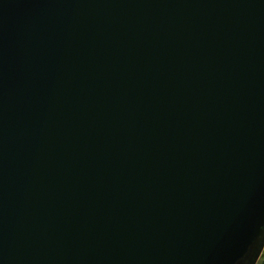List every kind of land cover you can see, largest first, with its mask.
Masks as SVG:
<instances>
[{
  "label": "water",
  "instance_id": "1",
  "mask_svg": "<svg viewBox=\"0 0 264 264\" xmlns=\"http://www.w3.org/2000/svg\"><path fill=\"white\" fill-rule=\"evenodd\" d=\"M264 0H0V264H257Z\"/></svg>",
  "mask_w": 264,
  "mask_h": 264
},
{
  "label": "rangeland",
  "instance_id": "2",
  "mask_svg": "<svg viewBox=\"0 0 264 264\" xmlns=\"http://www.w3.org/2000/svg\"><path fill=\"white\" fill-rule=\"evenodd\" d=\"M264 252V251H263ZM263 254V253H262ZM262 256V255H261ZM257 264H264V254L263 257H260V259L258 260Z\"/></svg>",
  "mask_w": 264,
  "mask_h": 264
},
{
  "label": "trees",
  "instance_id": "3",
  "mask_svg": "<svg viewBox=\"0 0 264 264\" xmlns=\"http://www.w3.org/2000/svg\"><path fill=\"white\" fill-rule=\"evenodd\" d=\"M263 254H264V252H263ZM263 254H262V256H261V257H263Z\"/></svg>",
  "mask_w": 264,
  "mask_h": 264
}]
</instances>
